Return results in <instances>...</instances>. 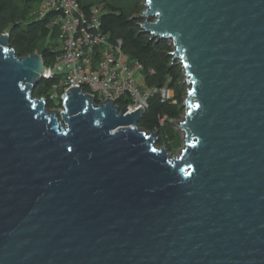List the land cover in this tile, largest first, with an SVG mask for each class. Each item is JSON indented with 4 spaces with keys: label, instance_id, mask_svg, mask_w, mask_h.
<instances>
[{
    "label": "water",
    "instance_id": "95a60500",
    "mask_svg": "<svg viewBox=\"0 0 264 264\" xmlns=\"http://www.w3.org/2000/svg\"><path fill=\"white\" fill-rule=\"evenodd\" d=\"M190 85L186 148L79 88L33 96L47 65L0 35V264H264V0H145Z\"/></svg>",
    "mask_w": 264,
    "mask_h": 264
},
{
    "label": "built area",
    "instance_id": "2783aa9c",
    "mask_svg": "<svg viewBox=\"0 0 264 264\" xmlns=\"http://www.w3.org/2000/svg\"><path fill=\"white\" fill-rule=\"evenodd\" d=\"M105 12L103 2L86 9L82 0H42L36 17L50 19L49 27L59 29L61 43V53L54 64L47 67L44 77L60 78L49 99L58 104L63 102L67 91L79 88L99 103L125 101L129 112L140 108L146 112L154 97L162 102L172 100L174 93L167 86L147 84L148 74L154 75L155 71H147L140 61L133 60L125 52L122 39L112 41L103 31Z\"/></svg>",
    "mask_w": 264,
    "mask_h": 264
},
{
    "label": "trees",
    "instance_id": "16d2710c",
    "mask_svg": "<svg viewBox=\"0 0 264 264\" xmlns=\"http://www.w3.org/2000/svg\"><path fill=\"white\" fill-rule=\"evenodd\" d=\"M41 3L42 0H0V35L9 34L10 46L18 57L39 53L47 67H50L61 53L60 31L49 27V18L37 19L36 11ZM92 4L96 3L84 6L88 9ZM107 6L102 17L103 31L110 35L112 41L122 39L125 52L133 60L140 61L147 71L150 69L155 71L154 75L147 76L149 86L163 87L170 82L168 87L175 92L174 98L166 102H162L159 97L152 98L139 123L141 130L147 132L159 130L160 144L171 149V143H175L178 136L172 121L180 120L185 113L183 104L187 90L180 83L181 70L172 57L170 41L151 40V35L143 32L142 21L138 20L135 14L126 15L120 8ZM47 41L49 44H46ZM59 80V77L44 78L34 90L35 98H46L49 109L62 107V102L57 104L49 99L53 86ZM117 104L123 107L126 102L119 101Z\"/></svg>",
    "mask_w": 264,
    "mask_h": 264
},
{
    "label": "rangeland",
    "instance_id": "374dc122",
    "mask_svg": "<svg viewBox=\"0 0 264 264\" xmlns=\"http://www.w3.org/2000/svg\"><path fill=\"white\" fill-rule=\"evenodd\" d=\"M82 2L85 5L89 4V3L98 4V3L103 2L106 5H108L107 7L112 6V7H116L117 9H119V8L122 9L123 12L126 13V15L135 14L136 16H138V15L143 14L146 11V6H145L146 1L145 0H82ZM169 41H170L169 43L172 46V49L174 52L175 48L173 46V42L171 40H169ZM46 44H49V41H47ZM173 59H174V57H173ZM175 63H177L179 65L180 70H181L182 79H181L180 83L185 86V88L187 90V94H188V91L190 90L191 87H190L188 80H187V77H186V71L183 68L179 59L175 60ZM150 70H152V69H150ZM169 84H170V82H168L166 86L168 87ZM171 90L173 91L174 96H175L174 90L173 89H171ZM187 97H188V95L185 96V101H186ZM50 110H53V109H50ZM186 112H187V110L185 109V113L180 120L172 121L174 129L178 133L177 141H175V143H171L172 147H171V149H168L169 153L172 155V160L178 159L182 155V152L186 148V134L182 130H179V127H178L185 121ZM162 147H166V146L160 144V141H159L157 148L160 149Z\"/></svg>",
    "mask_w": 264,
    "mask_h": 264
}]
</instances>
